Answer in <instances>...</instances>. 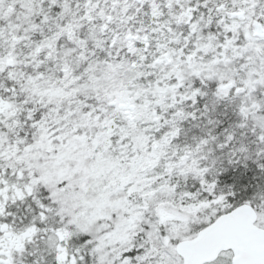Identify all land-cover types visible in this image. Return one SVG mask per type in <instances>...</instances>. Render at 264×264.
<instances>
[{
	"label": "snow or ice",
	"instance_id": "1",
	"mask_svg": "<svg viewBox=\"0 0 264 264\" xmlns=\"http://www.w3.org/2000/svg\"><path fill=\"white\" fill-rule=\"evenodd\" d=\"M0 264H264V0H0Z\"/></svg>",
	"mask_w": 264,
	"mask_h": 264
}]
</instances>
